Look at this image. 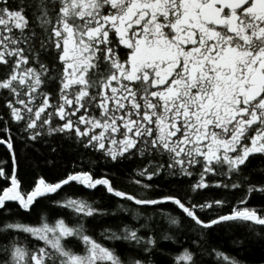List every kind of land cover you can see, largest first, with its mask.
Wrapping results in <instances>:
<instances>
[{"label":"snow or ice","instance_id":"1","mask_svg":"<svg viewBox=\"0 0 264 264\" xmlns=\"http://www.w3.org/2000/svg\"><path fill=\"white\" fill-rule=\"evenodd\" d=\"M256 244L264 0H0V264H264Z\"/></svg>","mask_w":264,"mask_h":264},{"label":"trees","instance_id":"2","mask_svg":"<svg viewBox=\"0 0 264 264\" xmlns=\"http://www.w3.org/2000/svg\"><path fill=\"white\" fill-rule=\"evenodd\" d=\"M244 255L248 256L250 259L259 260V258L264 255V250H262L259 244H256L252 248L248 249Z\"/></svg>","mask_w":264,"mask_h":264}]
</instances>
